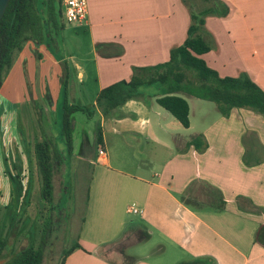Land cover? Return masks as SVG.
Returning a JSON list of instances; mask_svg holds the SVG:
<instances>
[{
    "label": "crops",
    "instance_id": "obj_1",
    "mask_svg": "<svg viewBox=\"0 0 264 264\" xmlns=\"http://www.w3.org/2000/svg\"><path fill=\"white\" fill-rule=\"evenodd\" d=\"M222 1L229 8L225 16L205 17L203 36L211 42L212 48L203 58L221 76L246 72L264 91V0ZM87 5V22L79 26L87 28L90 39L88 53H91L95 77V85L92 87L95 98L91 105L96 104V95L100 89L115 81L129 79L132 67L165 61L170 48L184 41L190 23V11L183 0H87ZM104 43H112L122 52L113 56L101 55L97 47ZM19 55L26 60L22 49ZM39 55L40 60H43L42 53L39 52ZM47 57L51 61L52 72L58 66L62 68V74L67 76L68 101L83 104L81 91L69 77V68L73 67L77 78L81 83L84 82L79 69L84 74L86 69L80 59L75 53L66 55L64 52L60 57L50 54ZM90 58L85 57V61ZM160 92V88L155 87L154 92L144 96L145 99L127 100L117 107L115 115L104 116L96 108L94 116L90 118L94 129L90 126L89 131L83 130V137L80 136L78 142L75 139V125L79 112L73 114L72 155L65 156L56 165V171L62 170L63 175L66 161L71 157L85 161L89 168L92 163L100 161L97 165L102 168L99 169L96 184L92 175L90 177L89 222L82 227L76 239L82 248L74 249L64 264H126V258L121 253L111 252V255L106 256L103 250L105 246L116 242L121 234L133 229L134 225L125 226L122 220L124 208L126 211L131 203L142 208L143 212L139 215L144 222L158 227L171 243L178 246L182 254L190 255L179 261L203 256L211 258L212 264H249L252 261L261 264L259 261L264 257V245L255 240V232L264 224V119L248 109L232 108L228 117L219 113L216 119L204 127L189 132L191 121L188 128L183 127L155 101V95ZM58 94L57 104H60L59 100L63 96L62 79ZM44 95L48 101L49 95L52 98L49 84ZM182 96L186 100L189 97L186 94ZM23 110L33 116L34 105L29 102ZM233 117L238 119L233 121ZM222 122L227 125L215 132L213 127ZM97 123L102 130L104 148L107 135H127L129 139H145L146 142L151 141L163 147L167 159L161 170L145 172L137 168L138 173L111 170L120 173V176L105 172L109 159L106 152L103 155L97 153ZM47 133L50 130L44 131L45 137L41 136L36 141H51L50 138L54 137H49ZM193 133H202L208 148L199 153L190 146L185 153L178 152L176 148H186L184 142ZM176 136L182 138L179 143ZM35 142L32 143L31 152L34 166ZM52 146L55 149L53 143ZM62 149L64 152V145ZM194 159H200L201 164L214 160L223 164L236 162L240 170L247 174L249 187L227 189L213 175L202 174L203 178L221 187L226 199L225 209L217 212L191 209L180 199L191 177L177 179L171 166H177L178 163L193 164ZM242 159L250 164L248 169H243ZM65 190L66 186L61 194ZM239 197L243 200L240 201ZM133 257L130 264H161L147 258Z\"/></svg>",
    "mask_w": 264,
    "mask_h": 264
},
{
    "label": "rangeland",
    "instance_id": "obj_2",
    "mask_svg": "<svg viewBox=\"0 0 264 264\" xmlns=\"http://www.w3.org/2000/svg\"><path fill=\"white\" fill-rule=\"evenodd\" d=\"M63 21L64 28L58 30H54L53 27L48 28L49 31L45 35L47 44H37L35 41L31 44L27 42L23 44L22 50L26 60L19 55V51L14 53L12 65L4 76L0 88V235L7 240L4 255L7 259L19 249L33 244L41 247L44 252L42 264H60L63 249L76 241L82 227L89 222L90 177L92 175L96 184L99 180V169L102 168L101 165H97L100 161H97V164L92 163L89 168L85 161L71 157L66 161L63 175L62 170L55 173L54 203L50 206L40 197L36 167L31 158L32 143L41 136L45 137L43 132L50 130L51 134L47 133V135L54 137L50 139L55 149L61 151L63 147L59 134L62 98L59 100L60 104L57 102L59 82L64 75L62 68L58 66L52 72L51 61L47 55L60 57L63 56V52L66 55L75 53L86 69L85 74L79 69L84 82L81 83L77 78V72L73 67L69 68V77L81 91L84 105H91L95 98L92 89L95 85L93 80L95 77L92 72L91 53H88L90 39L87 28ZM38 46L40 47L37 51ZM39 52L42 53L43 60H40ZM88 56L90 59L85 61V57ZM47 83L52 92V98L48 96L49 101L44 95L48 89ZM156 86L140 87V91L147 97V94L155 91ZM187 100L190 104L189 132L197 131L220 115L214 102L191 96ZM29 102L34 105L33 116L28 114L29 111L26 113L23 110ZM49 105L52 107L48 108ZM167 116L170 118L169 114ZM237 119V117L232 118L233 121ZM226 125L222 122L214 126L213 130L221 131L220 128ZM90 126L92 121L84 113H77L76 142L80 136L83 137L82 131H89ZM92 128L94 129V125ZM104 141L103 151L109 159L107 164L109 169L105 166V172L115 176H120V173L111 170L131 173L136 171L138 173L139 170L159 172L167 159L163 147L151 141L146 142L145 139L136 141L129 139L127 135H107ZM201 163L200 159H194L193 164L178 163L177 166L172 165L171 170L177 179L189 176L191 178L188 185L192 182L202 189L206 184L222 191L220 186L203 178L202 174L213 175L215 179L222 181L227 189L249 187L247 174L240 170L236 162L223 164L214 160ZM242 164L243 169L250 167L243 161ZM62 176L65 179L64 185ZM64 186L66 190L61 194ZM239 199L243 200L241 197ZM24 201L27 202L25 205ZM122 220L125 226L134 225L133 229L126 230L127 232L121 234L116 242L105 246L104 255L109 256L111 252H115L127 257L126 254H130L161 264H177L180 259L190 256L182 254L178 246L171 243L158 227L149 226L139 214L127 213L124 208ZM144 229L150 236L147 240L139 242L138 232ZM133 256L129 258L133 260L135 258ZM257 262L252 261L249 264H258ZM259 262L264 264V257Z\"/></svg>",
    "mask_w": 264,
    "mask_h": 264
},
{
    "label": "trees",
    "instance_id": "obj_3",
    "mask_svg": "<svg viewBox=\"0 0 264 264\" xmlns=\"http://www.w3.org/2000/svg\"><path fill=\"white\" fill-rule=\"evenodd\" d=\"M190 11V23L184 41L169 50L168 58L152 65L134 66L129 79L115 81L97 92L96 104L84 105L70 103L67 96V76L62 78V105L59 134L64 152L57 151L52 141H36L33 146L36 173L39 182L40 197L50 206L54 202V175L56 165L73 151V124L75 112L84 113L89 119L96 108L104 116L116 114V109L131 98H144L140 87L157 85L161 92L155 95V101L181 125H190L189 104L182 94L214 102L222 116L228 117L232 108H244L264 118V91L244 71L235 76H221L208 65L203 55L211 50L212 44L203 36L205 17L208 15L225 16L228 6L222 0H183ZM64 15L61 0H9L0 19V87L3 78L10 69L14 53L22 49L25 42L35 41L47 44L45 37L48 28H64ZM98 52L104 56L119 55L122 51L112 43L98 45ZM176 141L182 140L176 136ZM186 148H176L185 152L190 146L198 152L208 148L202 133L191 135L184 142ZM95 146L99 154L104 150L102 130L95 126ZM104 152V151H103ZM246 165L250 164L242 159ZM258 163V162H256ZM254 165V164H253ZM193 184L186 187L180 199L193 210L210 209L223 211L226 199L223 192L206 184ZM27 202L24 201V205ZM138 241L149 238L146 229L139 230ZM255 240L264 245V224L255 233ZM137 241V242H138ZM7 240L0 235V264H42L44 252L41 247L31 244L19 249L10 258H6ZM127 247V246H126ZM76 248H82L78 241L63 249L60 264ZM126 258V264L133 260ZM211 258L193 257L177 264H212Z\"/></svg>",
    "mask_w": 264,
    "mask_h": 264
},
{
    "label": "built area",
    "instance_id": "obj_4",
    "mask_svg": "<svg viewBox=\"0 0 264 264\" xmlns=\"http://www.w3.org/2000/svg\"><path fill=\"white\" fill-rule=\"evenodd\" d=\"M61 4L66 22L78 25L86 24L88 18L87 0H61ZM103 154V151L99 153V155ZM126 211L132 214H141L143 212L142 208L135 203L129 204Z\"/></svg>",
    "mask_w": 264,
    "mask_h": 264
},
{
    "label": "water",
    "instance_id": "obj_5",
    "mask_svg": "<svg viewBox=\"0 0 264 264\" xmlns=\"http://www.w3.org/2000/svg\"><path fill=\"white\" fill-rule=\"evenodd\" d=\"M8 1L9 0H0V19H1L2 15L4 14V11L7 7ZM1 262L2 261L0 260V263Z\"/></svg>",
    "mask_w": 264,
    "mask_h": 264
}]
</instances>
